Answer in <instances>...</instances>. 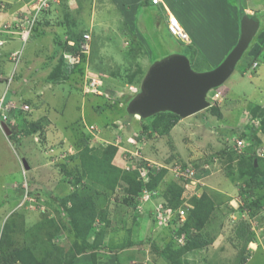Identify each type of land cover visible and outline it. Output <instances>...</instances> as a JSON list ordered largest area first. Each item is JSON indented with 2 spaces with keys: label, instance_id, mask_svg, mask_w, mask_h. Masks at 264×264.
<instances>
[{
  "label": "rangeland",
  "instance_id": "obj_1",
  "mask_svg": "<svg viewBox=\"0 0 264 264\" xmlns=\"http://www.w3.org/2000/svg\"><path fill=\"white\" fill-rule=\"evenodd\" d=\"M30 1L0 0L4 45L0 47V119L7 122L13 110H22L14 120L19 129L15 141L0 127V243L10 249L28 245L38 254L47 248V264H65L76 256L81 237L98 247L106 238L113 250L128 240L136 242V262H129L123 250V264H167L158 251L168 247L180 254V264H264V41L256 51L249 47L230 77L208 92V107L187 117L162 111L139 118L128 110L129 99L136 95L129 90V76L140 71L137 77L143 78L136 82L141 86L151 65L174 53L189 55L188 46L161 29L159 39L145 33L137 38L135 33L141 31L133 28L130 14L125 15L112 0H62L60 6L52 4V9L39 13L32 35L9 32L26 28L21 19ZM146 15L149 18L140 11L137 23ZM73 29L91 33V41L80 63L69 65L60 41ZM210 33L215 36L207 37V43L217 59L206 62L195 56L198 69L218 66L227 47L221 45L223 40L212 42L218 29ZM190 40L189 45L200 51L191 35ZM9 48L17 49L18 55L6 56ZM93 77L100 80L103 94L85 92ZM215 92L220 99H212ZM10 103L16 106L12 110ZM38 120L43 136L31 131ZM168 120L174 124L166 129ZM91 125H95L91 130H97L91 132ZM237 137L248 142L242 151L235 146ZM84 138L101 151L116 145L112 163L135 169L140 176L146 159L169 166L192 165L198 182L188 186L180 180L184 184L180 207L188 215L194 201L208 193L215 207L200 233L203 241L211 242L186 247V233H179L184 221L175 215L169 225L156 222L153 201L158 202V197L145 202L140 194L132 197L123 179L111 194L91 182L104 194L98 202L107 209V218L92 220L79 213L82 221L73 223L66 208L72 206L73 191L87 182L74 155L82 149ZM253 161L259 165L258 172ZM159 170L152 168L151 176ZM174 180L179 181L166 170L159 189L165 191ZM76 258L73 264H79ZM87 259L89 264H105L101 256Z\"/></svg>",
  "mask_w": 264,
  "mask_h": 264
},
{
  "label": "trees",
  "instance_id": "obj_2",
  "mask_svg": "<svg viewBox=\"0 0 264 264\" xmlns=\"http://www.w3.org/2000/svg\"><path fill=\"white\" fill-rule=\"evenodd\" d=\"M244 7L245 5L243 6L240 5V20L242 16L246 13V11L244 10ZM167 32L169 35H171L170 32L168 31V27H167ZM84 34H85L84 31L75 32V29H73L72 31L71 30L68 31L67 35L63 38L62 41H60L61 42L60 44H62L64 47L63 52H70V53L80 52L81 45L84 40ZM70 41H73L74 44H70ZM181 43L187 45L189 48L190 54L189 55L186 54V55L189 57L191 65L194 70L203 71V70L211 69V68L198 69L194 64V57L195 56L198 57L200 61V58L202 59L204 58L203 55L201 54V52L198 50V48L195 45H189L190 43H184V42H181ZM235 45L236 44H234L230 48L228 53L233 49ZM247 49L244 52V54L247 52ZM80 54H81V57H83V54L85 53L80 52ZM225 57L221 60V62L225 59ZM65 61L69 65H72L66 59ZM137 74H140V71L139 73H136V74L134 73V74H131V76H129L131 78V79L129 78V81H128L130 84L131 83L137 84L136 81L138 80L141 82L143 77H137ZM137 85H139V83ZM132 98L133 96L129 99V101ZM20 112H22V110L19 108L13 110L12 112L13 115H11V117H8V120H7V124L11 130V134L9 135V138L12 141H15V139L17 138L18 132H19V129L17 125L15 124L14 120L17 117L16 114L17 113L20 114ZM161 113L163 112H159L158 114H161ZM171 114L172 116H175L178 118L180 117L176 113L171 112ZM41 123L42 122L40 120L32 123L31 131L32 132L39 131V134L43 136L45 131L43 130ZM165 124H166V129H167L170 125L174 124V121L168 120L167 123ZM251 141H253L252 145L254 149L253 151L255 153L253 154V156L255 159H257L255 147L258 143H257V139L255 138V136H253V139ZM80 145L82 149L79 150V152H77L74 155L79 157L80 159V167L82 168L81 174L83 173L84 175H86L87 182L84 185H82L80 188L77 187V189L73 191L74 193L71 195L72 206L66 208L67 213L71 217L73 223L79 224L82 221L81 217L77 218L79 213H82L83 217H84V214L86 216H90L92 220L96 216H101L103 219L107 218V209L104 208L101 202H98L100 198H103L104 194L103 192L100 191V189L97 188L98 186L95 187L93 183L95 185H100L99 188H102L103 191L109 192V194H111L115 190L117 183L121 179H123L128 184L127 192L134 198H136L139 194L141 195L143 189L145 187H148V188L157 189L161 197L165 200V202L168 205L172 206L173 208L177 209L182 204V201H183L182 193L184 191V184H186L184 180H182L184 181L183 182L184 184H181L180 182L181 179H177L179 181H176V180L172 181L169 184V186H167V189L165 191L160 190L158 187L161 184L162 180L164 179L166 170L168 171L167 168H161L155 175L150 176V179L148 182H145L137 170L136 171H134L135 169L134 170H130V169L124 170L123 168L112 163V160L117 152L116 145L110 144L104 147L103 151H101L100 147L98 148L90 147L88 144V140L85 138L82 140ZM252 166L255 172L259 171V165L256 166L255 161H253ZM74 175L75 177H78L80 173L77 175L76 174ZM76 179L78 180L79 178H76ZM23 188H24L23 190L26 191V188L25 187ZM93 192H95L96 194L93 195ZM66 201L67 199L65 200V202ZM214 207H215V204L213 202V199L208 195V193H203L200 197H198L194 201V205L190 209L187 215V218L184 220V225L181 231H179V233H183V232L186 233V236H187L186 237L187 239L186 247L194 248V247H198V246L205 244V242L207 243L211 242L207 239L203 241L205 236L204 234L200 232L204 228L205 223L209 220L214 210ZM52 220L50 219L49 221L52 222ZM40 227H41L40 224L36 226L37 229H39ZM86 238L85 237L79 238L81 245L78 248V253L76 252L77 253L76 256H72L71 258H69L65 264H73L74 259L77 257V255L86 253V252L91 253V256H93V258L96 260V255H97L96 253L99 249L103 248L102 243L104 242V240L101 242V244H99V247H98L97 245L88 242L87 241L88 238L87 239ZM251 241L253 240L251 239ZM129 244H133L132 241L128 240L126 243L118 246V248L123 249L127 247ZM111 249H113V247H111ZM44 250L45 251L43 254H38L36 253L35 248L30 247L28 245L27 246L25 245L23 247H14L10 249L8 248V246L4 244V242L1 241L0 243V264H47L48 257L50 256L49 249L45 248ZM158 252H159V255L166 261L167 264H180L181 263V260L179 259L180 254L178 253L174 254L176 252L171 247L159 250ZM242 261L246 262V257H243Z\"/></svg>",
  "mask_w": 264,
  "mask_h": 264
},
{
  "label": "crops",
  "instance_id": "obj_3",
  "mask_svg": "<svg viewBox=\"0 0 264 264\" xmlns=\"http://www.w3.org/2000/svg\"><path fill=\"white\" fill-rule=\"evenodd\" d=\"M112 1H115L119 7H123V9L122 7L121 9L125 15L130 14V18H132L134 21L133 23H135L133 28L136 27L137 30L139 29L141 31V33H135L137 34V38L140 39L143 36V33L151 35L152 38L156 37V39H159L160 29L165 31L164 34L168 35V13L170 11L176 14L191 37L193 36L194 42L199 47L201 54L207 59V61H214L217 59L215 58V55L210 53L211 47H209V44L207 43L209 41L207 37L215 36L210 33L215 28L218 29V33H216L218 38H215L212 42L214 43L215 41L223 40V44L221 45L224 47L227 45L225 51L224 49L222 51L223 58L227 55L228 50L232 45L238 42L241 34L240 5H247L244 10L246 12L249 11L250 14L252 12V15H254L259 21V28L249 45L250 49H253L251 52L256 51L264 41V16L263 18L261 17V15L264 14V0H245V3L242 0H162V2L158 4H153L151 0ZM61 3L54 4L60 6ZM249 3H251L252 7ZM50 9H52V7ZM140 11L144 14H148L149 18L147 15L145 18L142 17L140 24H138V15ZM150 15H152V19L150 18ZM154 16L157 17L154 18ZM62 35L64 36L65 34ZM201 38L203 39L200 40ZM16 50L17 49L9 48L6 56L10 57ZM216 57H219V54H216ZM10 58H12V56ZM104 242L105 248L98 250L96 255V259L98 258V260L100 256L104 257L100 262L104 261L105 264H123V261H121V252L123 250L127 252L126 255L129 262H136L138 252H133L134 250H137L138 247L136 242L132 241L133 244H129L127 247L119 250H113L106 245L108 243L106 238ZM252 243H255V246L252 245V247L256 248L258 245L257 242L251 241V244ZM87 257H91V253L86 252L79 254L76 258V263L89 264Z\"/></svg>",
  "mask_w": 264,
  "mask_h": 264
},
{
  "label": "water",
  "instance_id": "obj_4",
  "mask_svg": "<svg viewBox=\"0 0 264 264\" xmlns=\"http://www.w3.org/2000/svg\"><path fill=\"white\" fill-rule=\"evenodd\" d=\"M240 25L241 34L237 44L218 66L210 70H194L189 57L182 53L156 61L145 75L140 91L131 99L129 112L139 118L162 111L187 117L208 107V92L222 85L233 73L259 28V21L245 13ZM3 125L6 134L10 135L8 124L3 122ZM22 161L29 169L30 165L23 155Z\"/></svg>",
  "mask_w": 264,
  "mask_h": 264
},
{
  "label": "built area",
  "instance_id": "obj_5",
  "mask_svg": "<svg viewBox=\"0 0 264 264\" xmlns=\"http://www.w3.org/2000/svg\"><path fill=\"white\" fill-rule=\"evenodd\" d=\"M61 0H31L29 2V12L28 11H23L24 15L22 17V22L26 23V28H24L22 31H9V32H14L18 33L24 37H27L29 34L32 35L33 32V27L36 23V18L38 17L39 13L43 12L44 10H48L52 7V4L54 3H60ZM153 4H158L162 2V0H151ZM23 9V8H22ZM24 10V9H23ZM168 31L170 32L171 35L176 37L178 40L184 42V43H190V35L189 32L185 29L183 26L181 20L179 17L170 12L168 13ZM24 26V24H21ZM25 27V26H24ZM90 41H91V33H85L84 34V40L81 45V51L82 53H87L90 50ZM3 42L0 40V45ZM70 44H74L73 41H70ZM80 52L77 53H70V52H65L64 53V58L72 65L78 64L81 61V54ZM14 56L18 55V52L13 53ZM256 62L254 63L253 66H256ZM100 80L96 79L95 77L92 78L90 82H87L85 85V92H97L98 94H103V90L99 89V86H101L99 83ZM129 90L132 92V94H136L140 91V86L135 84V83H129ZM215 94V95H214ZM213 94L212 99L218 100L221 98V95L219 92H215ZM3 105V104H2ZM13 107H16L14 104L10 103L8 106V109H12ZM28 105H26V108ZM5 119H7V116H5ZM5 120L0 119V127L4 129L3 122ZM91 132H94L97 129L91 130V128H95V125H91L88 127ZM95 137V136H92ZM235 139V146L239 148L241 151L247 147L248 142L246 141L245 138L243 137H237ZM252 144V142H251ZM257 154V153H256ZM262 155V153H258ZM147 162L142 164V167L140 169L141 176L145 182H148L150 179V176L152 174L151 169H161V168H167L173 173V176L176 179H181L184 180L188 186L191 184H196L198 182V179L196 178V170L195 168L190 165V164H183L179 162H174L172 166H169L167 164H162L156 161L148 160L146 159ZM145 173H142V172ZM158 197V202L155 200L154 205L155 209L153 212V216L156 220L161 225H169L172 221L173 218L178 216L180 220L184 221L187 218L186 215V210L182 207H179L177 209L173 208L172 206L168 205L165 200L160 196L159 192L155 188H148L145 187L141 193V199L145 202L148 200H152L153 198ZM160 199V200H159Z\"/></svg>",
  "mask_w": 264,
  "mask_h": 264
},
{
  "label": "clouds",
  "instance_id": "obj_6",
  "mask_svg": "<svg viewBox=\"0 0 264 264\" xmlns=\"http://www.w3.org/2000/svg\"><path fill=\"white\" fill-rule=\"evenodd\" d=\"M61 3V2H60ZM249 14V13H248ZM249 15H251V16H253L254 17V15H252V14H249ZM173 36V35H172ZM174 37V36H173ZM176 38V37H175ZM177 39V38H176ZM178 40V39H177ZM178 41H180V40H178ZM180 42H182V41H180ZM3 44V43H2ZM2 44L0 45V47L2 46ZM15 52V51H14ZM13 52V53H14ZM257 63V62H256ZM258 65V63L256 64V66ZM256 66H253V68L254 67H256ZM140 88H141V86H140ZM137 94V93H136ZM5 123H7L6 121H4ZM4 131H5V129H4ZM9 136V135H8Z\"/></svg>",
  "mask_w": 264,
  "mask_h": 264
},
{
  "label": "bare ground",
  "instance_id": "obj_7",
  "mask_svg": "<svg viewBox=\"0 0 264 264\" xmlns=\"http://www.w3.org/2000/svg\"><path fill=\"white\" fill-rule=\"evenodd\" d=\"M220 13V12H219Z\"/></svg>",
  "mask_w": 264,
  "mask_h": 264
}]
</instances>
